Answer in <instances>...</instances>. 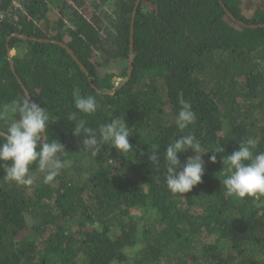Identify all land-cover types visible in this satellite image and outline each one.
I'll return each instance as SVG.
<instances>
[{"label": "trees", "instance_id": "16d2710c", "mask_svg": "<svg viewBox=\"0 0 264 264\" xmlns=\"http://www.w3.org/2000/svg\"><path fill=\"white\" fill-rule=\"evenodd\" d=\"M223 1L237 19L264 24V0ZM135 3L0 0V108L26 96L9 44L32 99L57 121L47 138L66 147L65 167L49 183L35 164L31 186L0 169V264H264V194L225 198L220 180L228 174L222 156L239 141L253 138L254 151L264 152V27L238 24L219 0H142L133 74L114 94L98 93L59 44L12 36L67 43L106 91L128 73ZM77 95L102 106L87 117L93 128L125 117L134 133L127 157L110 144L96 157L83 149L67 119ZM183 103L196 119L181 131ZM189 133L210 150L205 175L191 192L173 194L164 163L152 168L147 155L150 145L163 153ZM222 145L225 153L210 162ZM178 155L184 162L195 153Z\"/></svg>", "mask_w": 264, "mask_h": 264}, {"label": "clouds", "instance_id": "9594fccd", "mask_svg": "<svg viewBox=\"0 0 264 264\" xmlns=\"http://www.w3.org/2000/svg\"><path fill=\"white\" fill-rule=\"evenodd\" d=\"M77 111L67 115L74 122L72 134L80 138L83 149L93 157L101 153V148L110 144L120 154L127 157L134 145L130 137L134 134L124 118L115 117L108 123H101L97 128L89 126L87 117L95 115L102 107L94 95H77L74 98ZM83 114V115H81ZM111 115V113H109ZM196 114L191 106L183 103L176 118L177 127L183 131L193 124ZM51 113L28 96L12 102V107L0 108V169L8 181L17 185L31 186L34 177L30 168L35 164L43 172L44 182L53 181L65 167L62 159L66 147L59 138H46L50 124L55 123ZM82 138V139H81ZM239 147L230 155L222 156L223 168L227 175L220 178L225 198H245L257 193L264 194V152H255L257 142L253 138L239 141ZM151 154L147 155L152 168H159L164 163L165 181L173 194H185L194 186L203 182L205 149L195 134L182 135L170 142L161 153L158 145H150ZM193 150L195 155L188 156L181 162L179 153ZM210 162L217 161V154L225 153L224 146L211 149ZM163 157L161 161L160 157Z\"/></svg>", "mask_w": 264, "mask_h": 264}, {"label": "water", "instance_id": "95a60500", "mask_svg": "<svg viewBox=\"0 0 264 264\" xmlns=\"http://www.w3.org/2000/svg\"><path fill=\"white\" fill-rule=\"evenodd\" d=\"M141 1L142 0H136V3H135V7H134V10H133V18H132V24H131V43H130V56H129V65H128V73H127V76L126 78L124 79V81L117 85L116 87H114L113 89H109V90H106V91H101L100 89H98L95 84L93 83V79L92 77L90 76V73L88 71V69L86 68V66L83 64V62L79 59V57L77 56L76 52L65 42L63 41H58V40H50V39H37L35 37H29L27 35H22L20 33H14L12 36L14 37H19V38H22L24 40H40V41H45V42H54V43H57L59 44L60 46L64 47L69 53L70 55L73 57V59L78 63V65L80 66V68L85 72V74L89 77V80L92 84V87L96 89V91L100 94H114L118 89H120L126 82H128L131 77H132V74H133V69H134V66H133V63H134V57H135V51H134V24H135V17L137 15V12H138V9L140 7V4H141ZM219 2L221 3V5L225 8L227 14L235 21L237 22L238 24L240 25H243L245 27H248V28H257V27H264V24H261V25H249V24H246L245 22L237 19L229 10L228 8L226 7L225 3L223 0H219ZM10 36L8 38V41H10L11 37ZM16 54V50L15 49H12L10 47V45L8 44V55H9V62H10V66H11V69L13 71V73L16 75L17 79H18V82L20 83V85L22 86L23 90H24V93L26 96H28L30 98V100H33L32 99V96L29 92V90L27 89V87L25 86L23 80L19 77L17 71H16V68H15V64H14V60H13V57L14 55ZM45 137L47 138V133H45Z\"/></svg>", "mask_w": 264, "mask_h": 264}, {"label": "rangeland", "instance_id": "374dc122", "mask_svg": "<svg viewBox=\"0 0 264 264\" xmlns=\"http://www.w3.org/2000/svg\"><path fill=\"white\" fill-rule=\"evenodd\" d=\"M87 1L91 3L93 0H87ZM105 22H106V25L109 26L108 23H110V22H109V20L107 18H106ZM124 79L125 78H118V79H116V86L119 85V84H121L124 81ZM69 162H68V164H69ZM83 162L86 163L87 161L84 160ZM27 218H28L29 224L32 225L34 223L33 222V219L29 215L27 216Z\"/></svg>", "mask_w": 264, "mask_h": 264}]
</instances>
